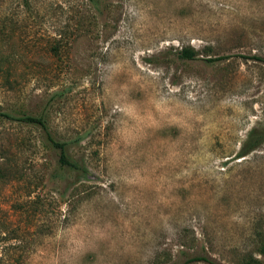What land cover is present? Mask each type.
Returning <instances> with one entry per match:
<instances>
[{
  "label": "rangeland",
  "instance_id": "obj_1",
  "mask_svg": "<svg viewBox=\"0 0 264 264\" xmlns=\"http://www.w3.org/2000/svg\"><path fill=\"white\" fill-rule=\"evenodd\" d=\"M98 1L0 0V111L88 168L0 117V264H264V0Z\"/></svg>",
  "mask_w": 264,
  "mask_h": 264
},
{
  "label": "trees",
  "instance_id": "obj_2",
  "mask_svg": "<svg viewBox=\"0 0 264 264\" xmlns=\"http://www.w3.org/2000/svg\"><path fill=\"white\" fill-rule=\"evenodd\" d=\"M96 6H98L99 1L98 0H91ZM180 58L184 59H195L198 56V52L194 47H185L183 48L179 53ZM220 57H209L206 60L208 62H214L218 60ZM0 117H5V118H10V119H16L19 121H23L26 123H31L34 125H37L41 127L44 132H45V137L48 141V143L58 151L59 157H58V162L59 165L62 169H68V170H74L77 171V173L80 176H87L88 174V168L87 166L80 160L74 158L70 153H69V145L70 142L67 140H60L57 139L53 133L49 129V125L47 123L46 118L43 115L40 116H34V115H21V116H16L12 115L7 112H1L0 111ZM81 138H77V142H79ZM264 141V129L260 133H255V130H253L250 133L249 139L246 141V145L242 148L240 151L239 155L243 156L255 149L259 143ZM262 252H264V244L261 249ZM204 259L203 256L199 255H194L190 257L187 262H192L196 260H201ZM243 264H252L251 261L249 260H244ZM258 264V263H257Z\"/></svg>",
  "mask_w": 264,
  "mask_h": 264
}]
</instances>
